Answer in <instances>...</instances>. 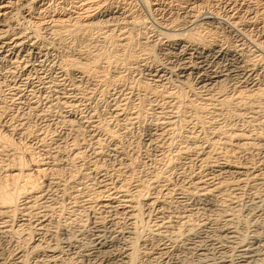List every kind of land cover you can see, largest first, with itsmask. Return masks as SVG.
<instances>
[{
	"label": "rangeland",
	"instance_id": "1",
	"mask_svg": "<svg viewBox=\"0 0 264 264\" xmlns=\"http://www.w3.org/2000/svg\"><path fill=\"white\" fill-rule=\"evenodd\" d=\"M73 1L72 0H68V2H67V4H69V5H67L68 8L70 6H72V4L74 2H76L77 0H75L74 2ZM259 1L258 0H255V3L254 4L257 3L256 4L257 6H261L262 4L264 5V2H263L264 0H259ZM128 2H129V6H131L130 7L131 8V11L132 12L134 11L133 12V16L134 15L136 16V18H135V16H134V18L137 19V17H138V20H135V21L137 23H139L136 26H130V27H129V25L126 26V27H129L128 28V31L131 32V34L129 33L128 36L129 35L130 36L133 35L132 38L134 39V41L132 40V38L129 37L130 38L129 39V43L131 44V46L132 47L134 46L133 48H136V47L137 48H140L139 44L137 46V41H136L137 36H138L137 33L139 31H142L141 29H143L144 27L148 30V32H150V33L147 34V36H148L147 37V40L148 41L150 40L152 42L153 41H156V39L158 38V34L161 33V32H163V29L161 27L162 26L161 25V22L163 20H165L168 17V15L165 14V13H163V12L159 13L157 11H154L153 12V11L149 10L147 7H145L146 5H145L144 0H130V1L128 0ZM210 2L211 3L214 2V3L211 4V3L207 2L205 5L204 4L201 5L200 8L201 9H203V8L205 9V7H206L210 11H213L214 13H216L217 16H215V21L212 22V25H211V29L213 28L212 30L215 32L214 33L215 34V38L218 37V39L221 41L220 42L221 44L223 42V45H225V46H232L235 49L239 50L240 53H242V55H244L243 57H244V60L246 59L245 61H248L249 58H250V56H251L252 59L255 58V59H253V60H255V62L251 58H250L251 61L250 60H249L250 62L248 61V64H255L256 61H257L256 65L259 68L258 71H257V73H256V76H253V77H255L253 79L254 80H257V81L258 80H264V49H263L264 48V40L260 37L261 36V33H264V32H260L261 30L264 31V27H262V26H264V19H263L264 18L263 17L264 16V13L262 14L263 16L262 15L261 16L259 15L258 17H256V21L258 23L255 20H253L254 21L253 24L250 25L249 23H247V24L245 23V21L247 19V14L245 13L244 8H241L239 11L237 9L236 12H238V13H236L235 11H232L233 9H229L228 8V3H227L228 0H225L224 2H222V0H218L219 3L217 2V0H210ZM225 2H226V5H225ZM4 3H7V1L4 2ZM215 3L217 5L218 4L219 5L217 6ZM73 5H76V7H78V3H76V4L74 3ZM210 5H211V7H209ZM212 5H213V7H212ZM170 7H172L170 9V11L172 10L171 12L176 13V14H181L182 13V10L181 9H178L179 8V4L178 3L176 5V2L174 3V1H173V2H171ZM242 10H244V14L245 15L242 13L243 12ZM178 11H181V12L178 13ZM227 11H229L228 12L229 14L227 13ZM136 12H137V14H135ZM240 12L242 13V15H241ZM223 14H224V16H223ZM230 14H232V15L235 14L233 16H236L239 20L240 19H243L244 17L246 19L244 18L243 21H241V20H240V22L238 21L241 24L237 23L235 25V27H231L230 24H228L226 22V19H225V16L227 17V15H230ZM236 14L237 15L239 14V15L237 16ZM16 16H17L16 19H18L17 20V24H19V26H21V24H22V27L21 28L23 30H25L26 32H29L30 31L29 30L30 29L29 28V25H27L25 22H23V19H21L22 17L24 18L23 14L22 13L21 14H17ZM159 17L161 19H159ZM163 18H165V19H163ZM16 19H15V21H16ZM157 19H159V20L157 21ZM18 21H20L21 24ZM140 21H142V22H140ZM23 25L24 26L27 25V26L24 27ZM189 25L190 26H193L194 24L192 25V24L186 23L183 28L184 29H187L186 28L187 26L189 28H191ZM216 25H219V26H216ZM194 26H193V28H194ZM131 27H132V29H131ZM256 28H257V30H256ZM260 28H261V30L259 31ZM184 29H183V31H184ZM245 29H246V31H245ZM257 31H258V33H257ZM115 32L116 31H114L113 33H115ZM44 34H46L45 31H41L40 37L38 38L39 39L38 41L41 42L40 44H42V46L44 48V50L42 51V53H41V55H40L39 58H36V56L35 57L34 56H31V58H32L31 59V58H29L27 56H23L24 54L22 52H20L17 56L18 57L21 56L20 54H22V56L19 57V58L17 57L18 59H16V60L18 62L15 61L14 62L15 64L13 63L14 65L11 64L10 62L9 63L8 62L0 63V121H1L0 124L1 123L2 124L7 123V124L11 125V128L12 129L15 130V131H13V133L11 132L10 134H8L6 132L5 133L7 134L6 138H8V141H9L10 145L12 147L14 146L13 148L16 149V151L12 152V151H9L6 147L0 146V174L2 172L3 173L1 175H3L5 173L4 170H6V169H3V168H9L10 167L8 160H11L10 157L13 156L12 155L13 153L15 155L17 154L18 156H21L23 158V161H25V163H27V164H30L32 160H34V162H40V163L42 162L44 164L43 167L45 168V172H44L45 175H44V177H40L37 181L38 182H41V185H42V192H44V201H45L44 204L45 205L47 204V205H50L51 207H53L51 213L50 214L48 213V215H50V217H51L50 219L52 221V224L54 225V227H53L52 224L49 225V230L50 229H53V230H50V231H54L55 227H57L59 225L58 224L59 222H61V224L59 226L64 227V230L66 229V231H64V232L69 236V238H71L73 236L74 231L80 229V231L82 232V230H83L84 231V232H82L83 236H81V238H79V239L81 240L82 246L84 248H87V246H89V243L92 241V239L95 240L98 237L97 234L100 235L99 238L100 237L102 238V235L109 236L110 233L112 235H114L116 233V235L113 236L114 237V241L112 242V245H115V246H112L113 249H112V247H110L111 250L114 251V249H115L114 252L116 254V252L118 251V249H121L122 247L129 249L128 248L129 247V244H130L129 243V240H130V242L133 240V242L130 244V247L134 248V246H135V248L133 249V250H136L135 252H138V250H139V252L136 254L135 260L133 262L136 263V262H138L140 260V262H138V264L139 263L141 264L142 262L144 264H166L165 263L166 260H163V257L158 256V252H159V250L161 248H163L165 246H166V248H170L171 246H175V245L176 246H179V247H175V249H174L173 254L175 255V258H178V261L181 260L182 262L183 261L186 262V264H188V263H190V264H203L204 262L205 263L206 262L207 263H210L211 262L210 264H214V263H216L218 261V259L220 257H225V258H230V259L232 258L233 261L234 260L235 261L236 260L238 261V258L235 257L234 250H232L231 248H229V245L227 243L225 244L223 242V240L218 239V232L220 231L219 228H226L227 227V228H229L232 231H236V236H238V237H235L234 241L236 242V240H237V243L238 242L239 243L240 242L243 243V241L248 240V237H250L251 234H257L260 238H261V236L263 237V235H264V205H263L264 204V185L259 186L260 184L258 185L257 182H255L256 183L255 184V183H253L254 181L252 182V181H250V179L243 180L242 182L239 183V185H242V184L244 185V187H243V185L241 186V187L244 188V189L242 188L243 190H241V188H239L240 186L237 187V188H235V187L232 188L233 191L236 190L235 192H233L232 190H230L231 188H227L228 186H225L226 188L225 187H222L219 190V192L214 193L215 195H213V197L211 196V197L208 198L209 201H211V202H209L207 199H204V201H203V200H196V199L194 200V198H192V197L190 198V195L189 194H186L185 188H186V186L188 184V181H189V178L190 177H192L193 175H196L197 173H199L201 171V169H202V171L204 170V167L203 168H199L198 167L199 166V162H198V164L196 163L199 160L198 157H195V155L192 156V154H193V150H192L193 147L192 146H196V148H199V149L202 148V150L205 151L206 149L208 150L207 145L210 144V140L212 142L215 141V143H214V145L212 147V148H215V149H211V148L209 149L210 151L212 150L213 152H214V150L217 151V152H214V153L211 151L209 153V154H211V157L212 158H215L216 155H219L220 154L218 152H221L223 154L227 150V148L222 144L223 142H221L222 139H224V137L226 138V135H228V134L230 135L229 137H231L233 135L231 133H233L235 131L242 132L244 135H245V133L249 132V134L248 133L247 134L249 135L250 138H247L248 135H245L246 137L244 136V138L248 139L249 141L252 140L251 143L254 141L252 144H254V143L255 144L258 143V144L257 145L254 144L257 147L252 146V148H250V149L243 150L244 152L241 151L240 152L241 155H240V153L239 154L238 153H235V155L233 154V156H236L235 158H233V159H235L234 162L235 163L238 162L239 164H243V165H245V164L247 165V163H248L247 166H249V167L250 166L251 167L253 166L254 169L262 170V172H264V166H263L264 165V161H262L261 155L259 154L261 152V150H264V148H263L264 147V134H263L264 133L263 132L264 131L263 130L264 129V108H263L264 105H262V104H264V101H263L264 99L261 101L262 104L259 102L261 106H259L258 103L256 105L255 104L253 105V106L256 107V108H254L255 109L254 113L252 111L254 109H247V108H246L247 110L246 109H244V110L243 109H239V110L232 109V111H231V108H230V111H229V109L228 110L227 109H224V107L222 108L221 106H219L217 104L214 105L213 103H215V102L214 101H211L210 105H207L206 107L203 105L204 108H207V110L209 109L208 110V113L213 114V115H209L208 113H204L203 112L204 114H202L201 118H202V120H204V119H207V120H206V122L204 120L201 123L204 124L205 127H203V126L201 127V125H202L201 123L195 122V119L190 114V112L186 111L187 113L190 114V115L188 114V117H190V118L187 117L186 120H181L187 114H184L183 117L182 116L181 117L180 116L179 117L178 116H175V118H178V119L180 118V122H179L178 119H174V117H173V120L174 121L176 120L178 122H174L173 121V124H171L173 127L172 126H169L170 127L169 130L166 132L168 134L165 133V135L162 134V135H159L160 137H158L157 135H158V133L160 131L159 128L161 127V125H163L160 122H163L164 119H166V118L167 119L168 118H171V111H175V110H172V108L168 107V105H162L161 104L162 101L160 102V99H158L157 97H156L157 99L154 98V100H155L154 101L152 97H150L148 95L147 96L145 95L146 97H143V100L142 101L139 102V100H137L138 98H136V96H135V94H136L135 91L136 90H134V88L136 89V87H134L136 85H134L135 84L134 82L138 79V77H140L144 81L147 80L145 82H147L148 85H150L151 87L154 86L152 84V82H150V81L148 82L149 78L146 75H144V74L138 75L136 72H132L129 69H125L124 70V69H121L120 68L119 70L121 71L122 76L125 77V79H124L125 80V86L121 90H118V88H114V89L112 88V90L111 89L109 90L110 93L107 92V94L103 96V94H101L98 91L97 88L95 89L94 87H90V86L88 87V86L85 85L86 86L85 91H82L81 93H79L78 91H75V92L73 91L70 94L72 99L69 100V98H68L67 100H65V99H63V96L62 95H64L63 93H64V89L65 88L66 89H69V86L68 85L70 84V79H69L70 77L67 76L66 78L63 79V81L59 77L60 74L58 73V66H60V62H61L60 60L62 59V56L65 53V51H68L70 54L73 53L75 55V53H77V50L79 52H80V50H81V52H83L85 50V49L83 50V48H86L87 49L89 46L87 44H85V42H83V41H82V43H83V45H82L81 43L72 42L68 38H65V41L64 40L62 41L63 44H59V43H56L58 41L52 40L51 37L48 34H46V35H44ZM41 35L43 36V38H41L42 37ZM257 36H259L260 38L257 37ZM253 41H255L256 44H258L259 46L256 45V44H254ZM260 41H262V42H260ZM65 43L69 47L66 46ZM69 43H70L71 46L69 45ZM134 43H136V44H134ZM260 44L261 45L263 44V45L261 46ZM55 45H57L56 48H55ZM79 45H80V47H79ZM96 45H97L98 48L101 46V45H99V43H96ZM82 46H84V47L82 48ZM92 46H94V44L93 45H90L89 48L94 49ZM67 48L68 49L70 48V49L68 50ZM76 48H78V49H76ZM153 55H154L153 56L154 62H152V63H155L156 64V62H157V64H158V63L161 62V64L162 63L165 64L167 62V60L165 58H163L161 55L156 54V53H154ZM247 55H248V57H247ZM13 57H14V55H13ZM259 58H261V59H259ZM36 60H38V61H36ZM227 61H224V63H222V65L223 64L224 65H227V68H230V70H231L230 78H229L228 81H226V82H224L222 84V87H220L221 89L220 88L219 89L217 88L218 90L217 89H216L217 91L215 90V94H214V91H213V93H211L213 96L216 95V93H218V94L222 93L223 95H227L228 94V96H229V93H230V95L233 93L232 92V89H233L232 88V85H233V87H238L240 85V75L242 76V73H243L242 71H245V69H243V68H245L244 65L242 66L241 64H239V61H237L233 57H229ZM258 61H260V62H258ZM233 63H234V65H233ZM117 64H119V63H117ZM246 64H247V62H246ZM119 67H120V65H119ZM24 69H26V70L24 71ZM126 70H127V72H126ZM109 71H110V69H109ZM237 72H239V73H237ZM57 73H58V75H57ZM130 75H132V76H130ZM143 75L146 76V78ZM58 80H59V82H58ZM191 80H192V82H191ZM237 80H239V81H237ZM130 81H132V82H130ZM171 81L173 82V85L171 84L172 83ZM187 82H190V83H188L189 86L192 83L191 84L192 85L191 86V90L193 89L192 92L195 93V95L194 94L193 95H190L191 94L190 92H188V91L186 92L187 87H185L186 90L184 89V87L181 88V89L184 90V91L183 90H181V91H183V93H185V94L187 93L186 95H188V96L185 98V94H182L181 93L182 96H184V98H185V100H184V98L179 93V99H180V101L183 100L182 102H180V106L182 107L184 105V102H185V105H186V100H188L187 99L188 97L191 98L192 100L194 98V102H196V104L202 103L201 96H203V94H204L203 90L201 88L198 90V86L194 83L193 77H192V79L189 78V80ZM247 82H249V81H247ZM131 85H132V87H131ZM171 85L173 86V88H172ZM176 86H178V84L175 83V80L173 78H170V81L168 83V88L169 89H166V91L168 90L169 92L168 91L167 92L168 93L172 92V94L175 93L176 91H180V89H178V87H176ZM57 87H59L60 89H58ZM52 88H53V90H52ZM89 88H90V90H89ZM222 88L225 89V90H222ZM66 89H65V91H66ZM152 89H154V87H152ZM156 89H158V88H156ZM171 89L172 90L174 89V91H172ZM127 90H130V91H127ZM219 90H221V92ZM111 91H112V93H111ZM222 91H224V92H222ZM122 92H124V93L122 94ZM78 93H79V95H77ZM82 93H83V95L85 94L84 97H83V99H82ZM125 93H126V96H125ZM72 94H74V95L72 96ZM197 94H198V96H197ZM54 95H55V97H54ZM56 95H58V96H56ZM119 95H120V97H119ZM80 96H81V98H80ZM128 96L131 99H127ZM180 96H181V98H180ZM195 96H197V98ZM119 98H121V99L119 100ZM124 98H126L127 100L124 99ZM57 99L59 100L58 102H57ZM60 99L61 100L63 99L64 101L62 100V102H61ZM78 99L80 100V103H79V100ZM132 99H133V101L131 102ZM148 99L150 101H148ZM68 100L70 101V105H67L66 106V104H69V101ZM85 100L88 101V102H86ZM122 100H124V103L125 104L123 103ZM173 100H172V102H173ZM198 100H199V102H198ZM52 101H53V103H52ZM114 101H115V105H114ZM117 101H118V103H117ZM60 102L62 104H60ZM71 103L74 104L75 106L74 105L71 106ZM127 103H131V104H127ZM154 104H156V107H155ZM206 104H207V102H206ZM116 105H118L119 107L117 106L114 109L113 107H115ZM125 105H126L127 108L125 107ZM164 106H165V108L163 110L162 108ZM120 107L121 108L123 107L125 110L124 109H121ZM211 107H213V108H211ZM220 107L223 110H221ZM68 108H70V109H68ZM117 108H118L119 111H117ZM157 108L158 109L160 108L159 109V112L157 111L158 110ZM109 109H112V110H109ZM213 109L214 110L215 109L217 110V111L215 110V113L217 112L216 115L214 113L210 112ZM114 110H116V112H120V114L119 113H116L117 114L116 117L113 116V113H111ZM162 110L165 113H163ZM166 110H168L170 112H168ZM121 111L122 112L123 111H125V112L128 111V112H126V113L123 112L124 113L123 114ZM218 111L219 112L221 111V112L219 113ZM222 111H224V112H222ZM226 111H227V113H226ZM237 111L239 112V114H238ZM136 112H138V113H136ZM230 112H231L232 115L230 114ZM242 112H245V113H243L245 115L246 114L247 115L249 114V116L243 115ZM160 113H161V115H160ZM166 113H167V115H166ZM223 113L225 114V116H224ZM228 113H229V115H227ZM125 114L127 115L126 118L131 117L134 120H132L131 118H128L129 120L127 122H124V121L127 120L124 117ZM168 114H170V115H168ZM205 114H206V116H205ZM217 114H219L218 115L219 118L217 117ZM250 114H253V115H250ZM173 115L174 114H172V116ZM176 115H177V113H176ZM240 115H241V117H240ZM135 116L137 117V119L140 117L139 120H136V117ZM158 116H159V118L161 120L158 118ZM164 116H166V117H164ZM250 116H251V119L252 120H249L250 119ZM156 117H157L158 120L156 119ZM191 117H193L192 118L193 121L191 120ZM90 118H93V119L90 120ZM120 118H122V120H120ZM211 118H213V121L211 120ZM214 118H215V120H214ZM123 119H125V120L123 121ZM188 120H189V122H188ZM247 120H248V122H246ZM66 121H68V124H67ZM137 121H138V123H137ZM250 121H252V122H250ZM154 122H156V124ZM98 123H100V124L98 125ZM179 123L180 124L182 123V124L180 125ZM186 123H188V124H186ZM206 123H207V127H206ZM189 124H190V126H188ZM191 124H192L193 127L191 126ZM198 124H200V126ZM217 125H221V126L218 127ZM94 126H97V127L98 126L99 127L101 126L102 128L101 127L100 128L99 127L98 128L97 127L96 128H93ZM194 126H196V127H194ZM222 126H223V129L224 130L222 129ZM106 127H108V128H106ZM189 127L190 128L191 127L193 128V129L191 128L192 130L190 132H189L190 129H187ZM210 127H211V129H210ZM195 128H196L197 131L195 130ZM201 128H202V130H201ZM226 128H227V130H226ZM234 128H236V129H234ZM212 129H215V130H212ZM203 130H205V131L203 132ZM207 130H209V131H207ZM210 130H212L213 132H216V134L213 133ZM222 130H223V133H222ZM231 130H232V132H231ZM150 131H152V132H150ZM107 132L109 133V135L112 134L113 136L112 137L109 136ZM110 132H111V134H110ZM155 132L156 133L158 132V133L156 134ZM188 132H189V134H187ZM196 132H197V134H196ZM224 132L227 133V134L225 135ZM211 133H213V134H211ZM207 134L209 135V138H208V135ZM257 134H258V136H257ZM191 135H193V137ZM195 135H196V137H194ZM219 135H222L223 138H222V136H219ZM111 138H113V139L115 138L114 141ZM192 138H196V139H192ZM202 138H203V141H202ZM227 138H228V136H227ZM257 138H258V140H257ZM155 139H157V140H155ZM198 139H199L200 142L201 141L202 142L200 143L198 141ZM195 140H196V143L194 142ZM216 140L217 141L220 140L219 141L220 143L218 144V142ZM208 142H209V144H208ZM199 143L202 144V146ZM195 144H199L198 147ZM203 144H204V146H203ZM187 145H188V148H186ZM218 145H221V146H218ZM214 146H216V147H214ZM219 147H220V149H222V151L221 150L218 151ZM182 148L184 149V150H182L183 153L180 152ZM255 148H257V149H255ZM186 149H187L188 152L186 151ZM188 149L189 150L191 149L190 151H192V152H190ZM256 151H257V153H256ZM98 152H100V154H102V155L100 156V154ZM176 152H177V154H179L178 155L179 157L176 156L177 155ZM96 153H98V154H96ZM185 153H186V155H185ZM188 153H190V154H188ZM222 154H220L219 157H221ZM27 155H29V156H27ZM92 155H94L93 156L94 158L92 157ZM74 156H76V157H74ZM189 156L190 157L192 156L193 159L190 160L191 158ZM237 156L239 158L240 157L241 158L239 159ZM97 157H98V159H97ZM103 157H104V159H103ZM90 158L92 160L94 159V161H96V162H94V163L92 162L91 163L92 160ZM212 158H211V160H213ZM84 159H85V161H84ZM187 159L189 161H186ZM251 159H253V160H251ZM101 160H102L101 163L98 162V161H101ZM176 160H178V161H176ZM191 161H194V163L191 162ZM81 163L84 164V165H82ZM252 163L253 164H256L257 163V164L254 166ZM92 164H94V165H92ZM102 164L105 166L106 169H104V167H102L103 166ZM52 165L54 166L53 167L54 169L51 168ZM99 165L100 166L102 165V166L100 167ZM85 166H87V167L85 168ZM93 166H96V167H93ZM97 167L99 168L98 170H97ZM119 167H121V169ZM183 167H184V169H183ZM80 168H81V170H80ZM84 168H85V170H84ZM75 169H78V170H75ZM94 169H95V171H93ZM86 170H88L89 172L86 171ZM80 171H82V172H80ZM118 171H120V176L118 174L119 173ZM194 171H196V172H194ZM50 173H52V174H50ZM102 173L103 174L104 173H107V174L106 175L105 174L103 175ZM190 173H193V175H191ZM85 174H88V176L85 175ZM184 174H186V175H184ZM180 175H184V176L182 177ZM60 176H61V179L62 180L58 178ZM81 176H83V177L81 178ZM110 176H112V177H110ZM263 176H264V173H263ZM54 177H55V179H54ZM72 177L74 179H72ZM158 177H160V178L158 179ZM77 178H79V179H77ZM98 178H100L103 181V183L105 184V188H107V189L109 188V192H112L113 191L111 189L113 187V182L115 183V186H118L117 183L119 182V183H122L123 187L125 185L124 188L127 189V190H125L124 188H122V189L125 190L126 192L128 191L127 193H133L134 190H135V188H136V186H138L139 188L140 187L142 188V195L145 196V197L146 196L147 197H150V196L155 197L156 196L155 198L157 199V197H159L160 194H161L162 196H160V198H158V199L159 200H162V201H160V203L162 205L161 204L159 205V207L161 206L160 208H158V206L155 205V204L154 205L152 204L151 207H150V205H145L144 204V201H143L144 199L141 197L142 196L141 195L140 198L138 197L140 200H138L137 203H139V206L140 207L142 206V207L140 209V207L138 205L137 206L139 207V209L141 210V212L144 211L145 213L144 212H142L143 214L141 212L139 213L140 210L137 208L138 217L127 218L128 216H126L125 214H123V215H121V216H123V218H119V217H121L120 214L119 215L117 213L114 214V212H111V211H109V213H105V212H108L106 210L103 213V211H98V210H103V209H101V208L99 209L98 206H96L97 207L96 208L95 205H94V208H96V209L92 208L93 210H92V213L90 215H83L82 211L84 210L83 208L85 207L83 203L79 202L77 199H75V201L72 200L73 199L72 197H66L65 196V198H64V196H61L62 195V192L59 190V188L58 187L56 188L55 186H53L54 181L56 179H59L60 181H62L61 183H64V181L65 182L68 181L67 182L68 184L67 183H64V184L65 185H68L69 187L71 186V188L74 187V189H77L79 187L80 189L78 188L77 189L78 191L80 190V192H81V190H82L83 193L91 194V192H93V191L95 192V190L98 187L97 186V182L99 181ZM109 178L112 179L113 182L110 181ZM117 178H119V179H117ZM183 178H184V180H183L184 183L182 182V180H180V179H183ZM214 178H213L212 182H216L218 177L217 178L214 177ZM40 179H41V181H40ZM83 179L85 181H82ZM114 179L116 181L118 180L117 183H116V181ZM74 180H77L78 182L77 181H74ZM79 180H81L80 183H79ZM121 180H122V182H121ZM167 180H169V181H167ZM171 180H172V182H171ZM178 180H179V182H178ZM92 181H93V183H92ZM124 181H125V183H124ZM244 181H246V183ZM70 183H72V185ZM262 183L264 184V180H263ZM82 184H84V185H82ZM49 185H52V186H49ZM94 185L96 186V188H94ZM51 187H53V188H51ZM67 187H66L67 190H64L66 192L69 190V187L68 188ZM173 187H174V190L172 189ZM180 187L183 188V189H181ZM53 189H55V191ZM110 189H111V191H110ZM166 189H168V190L165 193L168 194V195H170V196L168 197V195H167V198H164L163 199L162 197L164 195H166V194H164V190H166ZM169 189H171V190H169ZM47 190H48V192H47ZM156 190H157V192H156ZM176 190L181 195L178 194V192ZM50 191H51V193H50ZM58 191L61 194H58ZM144 191L147 192L148 195ZM170 191H173V194ZM174 191H176L177 193H174ZM239 191H241V192H239ZM66 192H65V194H66ZM168 192H170L172 195L170 193H168ZM222 192L223 193L226 192V194L225 193L223 194ZM54 193H55V195H58V196H55ZM150 193H151V195H149ZM156 193H157V195H156ZM221 193H222V196H221ZM117 194H116V197L118 196V198H120V196H119V195H121L120 192L117 193ZM102 195L104 196V194H102ZM179 195L182 196V198ZM83 196H85V194H83ZM214 197H216V198L214 199ZM49 198H51V199H49ZM227 198H230L231 200L230 199H227ZM62 199H64V200H62ZM168 199H169V201H168ZM225 199H227L228 201L225 200ZM46 200H49V201H46ZM76 200H77V202H76ZM190 200H191L192 203H189ZM192 200H194V202ZM53 201H55V202H53ZM57 201H58V203L60 201L59 205H58ZM62 201H64V202L66 201V203H63V206L65 208L61 205L62 204ZM72 201H73V203H72ZM185 201L188 202V203H186ZM216 201H217V203H215ZM39 202H41V201H39ZM39 202L37 203V201H36L37 204H39ZM212 202H213L214 205L212 204ZM36 203H35V205H37ZM54 204L57 205V207H55ZM78 204L81 206L80 207L81 209L78 207L79 206ZM82 204H83V206H82ZM115 204L118 205L119 203L116 202ZM218 204H220V205H218ZM205 205H207L208 207L207 206L204 207ZM37 206H36V209H35V206L34 205L32 206L33 207V209H31L32 210L31 211L32 213H34L35 211L38 210L37 209L38 208ZM61 206L63 207L64 210L66 209V211H64L63 209H61ZM144 206H146V207L144 208ZM147 206L149 208L148 210L150 212V215H148ZM54 207H55V209H54ZM185 207H186V210H185ZM218 207H219V209H218ZM58 208L61 209V210H59ZM154 208H155V210H153ZM198 208H199V210H198ZM200 208H201V210H200ZM67 209H68V211H67ZM70 209H71V212L69 213ZM74 209H75V211L73 213L72 210H74ZM53 210L57 214H53L54 213ZM76 210H78V211H76ZM95 210L98 211V213H100V212L103 213V214H101L102 217H101V215L99 216L98 213L95 214V212H96ZM187 210L189 211V214L187 215L189 218L186 217L185 219H183L182 215L184 213L186 214V211ZM79 211H80V214H82V215H79V213H77ZM182 211H184V212H182ZM32 213H30V214H32ZM59 213H60L62 219L59 218L60 217ZM166 213L167 214L169 213V214L167 215ZM104 214H106L107 216H105ZM193 214H194V216H193ZM74 215H77L79 217H73ZM109 215H110V217H109ZM117 215H118V217H117ZM124 215H125V217H124ZM139 215L143 218V220L141 219V217H139ZM156 215H157V217H156ZM159 215H160V217H159ZM96 216L97 217L99 216V218H97ZM190 216H192V217H190ZM70 217L72 219L73 218L74 219L71 221V218ZM105 217H107V218H105ZM161 217H164L165 222H166V219H171L172 220V221L167 220V221H170V223L168 222L170 225L167 224L166 225L167 228H165V229L161 228L162 230H165L163 232H161L162 230L160 231L159 227L157 228V226H156V224L158 225L159 221L161 220ZM93 218L95 219V224H94V219ZM102 218H104V219H102ZM187 218H188V220H187ZM228 218L230 220V223L229 224H227V221H225V219H228ZM64 219L66 221H63ZM97 219H98V221H97ZM125 219H126V221H125ZM139 219H141V220H139ZM164 219H163V221H164ZM181 219L184 222H182ZM147 220H148V222H147ZM69 221L71 223H69ZM77 221L81 225H79ZM130 221H132V222L135 221V223L133 222L134 223L133 224ZM153 221H155V222H153ZM54 222H56V223H54ZM72 222H74V223H72ZM156 222H158V223H156ZM171 222H172V224H171ZM103 223L105 225H103ZM71 224H73V225H71ZM132 224L134 225L135 228L133 227ZM197 224H200V225L197 226ZM94 227H95V233H96L95 235H94V231H93L94 230L93 229ZM129 227H131V228H129ZM125 228H126V230H125ZM132 228L134 230H132ZM153 228L155 230H157V231H155L156 233L153 232L154 230H151ZM74 229H76V230H74ZM96 229L97 230L100 229V230L97 231ZM23 230H24V228H23ZM113 230L115 232H113ZM118 230H119V232H117ZM136 230H137V232L135 233ZM171 230H173V231H171ZM187 230H189V231H187ZM257 230L259 231V234H258V231ZM123 231H125V232H123ZM133 231H134L135 235H134ZM150 231H152V232H150ZM168 231L170 233H168ZM176 231L177 232H180V233H177ZM252 231L253 232H256V233H253ZM70 232H73V233H70ZM171 232H173V235H172ZM175 232L177 233L176 236H175ZM188 232H189V234H188ZM197 232H198V234H197ZM151 233L153 235H151ZM157 233L158 234H161V235H158ZM181 233H183V234L182 235H179ZM191 233H192V235H191ZM165 234H166L167 237L165 236ZM184 234L187 235L188 237L197 236L195 238V240L191 241L193 243H190L191 245L193 244V246H191V247L192 248L195 247L194 249H191L190 251H186L185 250L186 247L181 249V247H182L181 246V240H182L181 237ZM59 235L60 234H58V232H57L55 237L58 239L60 236H63V235H60V236ZM132 235H134V236H132ZM55 237L52 240L53 242L54 241H57V239ZM63 237H60V238H63ZM131 237H133V238L131 239ZM179 238L181 239L180 242H179ZM7 240L8 239H5V240L1 241L2 243L0 242V246L3 247L2 250H6V249L8 250L9 249V244H8ZM177 240H178V242H177ZM208 240L211 241V243L213 242L212 244H213L214 248L213 249H210L211 251H208L209 254H207V256H206L207 258L206 259H202V257H199V256L197 257V255H198L197 253H199L198 249L205 248L207 246L206 244L209 243ZM87 241H89V243ZM197 243H199L200 245L197 244ZM260 243H259L261 245L259 247L261 249L260 253H264L263 252L264 251L263 250L264 249V247H263L264 246V242L262 243V241H261ZM2 247H0V248H2ZM187 248L189 249L190 246H188ZM146 250H147V252H146ZM152 250H153V252H155V251H157V252L154 254L153 252H151ZM140 253H142V254H140ZM149 255H150V257H149ZM153 255H155V256H153ZM137 256L139 258H137ZM262 258L264 259V254L262 255ZM70 260H72L73 263L72 262H69ZM70 260L69 259L68 260H65L64 262H62V264H69V263L70 264L71 263L72 264H79L80 263L77 259L74 260V258H72ZM29 261H30V259H29ZM235 261H234V263H235ZM261 263L260 262H257V263H250V264H261ZM80 264H82V263H80Z\"/></svg>",
	"mask_w": 264,
	"mask_h": 264
},
{
	"label": "bare ground",
	"instance_id": "2",
	"mask_svg": "<svg viewBox=\"0 0 264 264\" xmlns=\"http://www.w3.org/2000/svg\"><path fill=\"white\" fill-rule=\"evenodd\" d=\"M7 3H4L6 2ZM73 1V0H72ZM75 1V0H74ZM73 1V2H74ZM130 1V0H129ZM174 3L176 2L179 4V8L182 10L181 14H176L170 11V9L172 7H170L171 2ZM225 1V0H224ZM222 0V2H224ZM259 1V0H258ZM68 0H0V63H5V62H10L11 64H13L15 61H17L16 59H18L19 57L22 56V54H20L21 56H17L20 52H22L24 55L23 56H27L29 58H31V56H36V58H39L42 51L44 50L42 44H40L41 42L38 41L39 37H40V33L41 31H45L46 34H48L52 40H56L59 44H63V40L65 41V38H68L69 40H71L72 42H77V43H82L85 42V44H87L89 47L90 45L92 46L94 49L91 48H83L84 46H82L83 48V52H80L77 50V53H75V55L73 53H69L68 51H65V53L62 56V59L59 61L60 62V66H58V73L60 74V78L63 79L66 78L67 76L70 77V84L69 89H64V95L63 99L67 100L69 98H71V92H75L78 91L79 93H81L82 91H85L86 86H90V87H94L95 89L97 88L98 91L104 95L107 94V92L110 93V89L112 90V88H118V90H121L122 88H124L125 86V77L122 76L121 71L119 70L121 69H129L132 72H136L138 75L144 74L146 75L149 80L148 82H152V84L154 86V89H152V87L150 85H148L147 80H142L140 77H138V79L136 80L135 78V84L136 89L134 88V90H136V98H138L137 100L142 101L143 97H146L147 95L152 97L153 100L154 98H158L160 99V102L162 101V105H168V107L172 108V110L175 111H171V118H166L164 119L162 123L163 125H161V127L159 128L160 131L158 133V137H160L159 135H162L169 130V126H172L171 124H173V117L174 119H178L175 118V116H184V114H187L186 116H184L181 120H186V118L188 117V114L186 111L190 112V114L194 117L195 122L201 123L207 119L202 120L201 116L204 113H208L207 108H204V106L206 107L207 105H210L211 101H214L215 103H213L214 105H219L222 108L224 107V109H254L256 108L255 106H253L254 104L256 105L257 103L260 105L261 101L264 99V80H254L253 76H256V73L258 71V66L256 65L257 61L255 64H248V61L244 60V55H242V53H240L239 50L235 49L232 46H225L220 43L221 41L218 39V37L215 38V32L211 29V25L212 22L215 21V16L216 13H214L213 11H210L209 9H207L205 7V9H201V5H205L207 2L211 3L210 0H144L145 2V7H147L149 10L151 11H157L159 13L163 12L165 14L168 15V17L163 20L161 22V27L163 29V32L158 34V38L156 39V41H148L147 40V34L150 33L148 32V30L144 27L143 29H141L142 31H139L137 33V46L139 44L140 48H133L131 46V44L129 43V39L133 37L132 36H128V34L131 32L128 31V28L130 26H136L137 23L135 20H138L136 16L134 18L133 16V12L131 11V6H129V2L128 0H77L76 2H74L75 4L78 3V7H76V5L70 6L69 8L67 7ZM71 2V1H70ZM215 2V1H214ZM213 2V3H214ZM218 2V0H217ZM216 2V3H217ZM220 2V1H219ZM218 2V3H219ZM257 2V1H256ZM260 2V1H259ZM264 2V1H263ZM211 3V4H213ZM215 3V4H216ZM228 8L229 9H233L232 11H235L238 9V11L241 8H244L245 13L247 14V19L245 21V23H249L250 25L253 24V20L256 21V17H258L259 15L261 16L264 13V5L262 4L261 6H257L255 3V0H228ZM262 3V2H261ZM173 4V3H172ZM71 5V4H70ZM217 5V4H216ZM215 5V6H216ZM219 5V4H218ZM217 5V6H218ZM221 5V4H220ZM226 5V2H225ZM66 6V7H65ZM175 6V5H174ZM207 6V5H206ZM214 6V7H215ZM208 7V6H207ZM211 7V5L209 6ZM213 7V5H212ZM225 7V6H224ZM175 8V7H174ZM176 9V8H175ZM215 9V8H214ZM213 9V10H214ZM244 10H242L243 14H244ZM215 11V10H214ZM181 11H178V13ZM229 11H227L228 13ZM234 12V13H235ZM23 14L24 18L22 17L21 19H23V22H25L27 25H29V32H26L25 30H23L22 24L20 21H18L21 26H19V24H17V14ZM226 13V14H227ZM233 13V12H232ZM238 13V12H236ZM241 13V12H240ZM241 13V15H242ZM137 14V12L135 13ZM156 14V13H155ZM225 14V13H224ZM223 14V16H224ZM229 14V13H228ZM161 15V14H160ZM166 15V16H167ZM235 15V14H233ZM232 14L227 15V17L225 16L226 22L228 24H230L231 27H235V25L237 23L241 21H243V19H238L236 16H233ZM237 15V14H236ZM239 15V14H238ZM237 15V16H238ZM245 15V14H244ZM158 16V15H157ZM263 16V15H262ZM21 17V16H20ZM163 17V16H162ZM165 17V16H164ZM240 17V16H239ZM264 17V16H263ZM16 19V21H15ZM159 19H161L159 17ZM157 19V21L159 20ZM264 19V18H263ZM262 19V20H263ZM141 20V19H140ZM259 20V19H258ZM239 21V22H238ZM142 22V21H140ZM257 22V21H256ZM186 23L189 24H194V28L193 26H190L191 28H189L188 26L186 27L187 29H184L183 27L185 26ZM243 23V22H242ZM258 23V22H257ZM141 24V23H140ZM143 24V23H142ZM160 24V23H159ZM241 24V23H239ZM244 24V23H243ZM261 24V23H260ZM26 25V26H27ZM127 25H129V27H126ZM188 25V24H187ZM24 26V25H23ZM24 26V27H26ZM146 26V25H145ZM219 26V25H216ZM240 26V25H239ZM245 26V25H244ZM257 26V25H256ZM196 27V28H195ZM251 27V26H250ZM264 27V26H262ZM242 28V27H241ZM246 28V27H245ZM132 29V27H131ZM136 29V28H135ZM184 29V31H183ZM220 29V28H219ZM237 29V28H236ZM41 30V31H40ZM217 30V29H216ZM244 30V29H243ZM251 30V29H250ZM257 30V28H256ZM261 30V28L259 29V31ZM40 31V32H39ZM114 31H116L115 33H113ZM132 31V30H131ZM225 31V30H224ZM246 31V29H245ZM221 32V31H220ZM241 32V31H240ZM260 32H264V31H260ZM259 32V33H260ZM43 33V32H42ZM136 33V32H135ZM223 33V32H222ZM258 33V31H257ZM44 34V35H46ZM214 35V36H213ZM220 35V34H219ZM258 35V34H257ZM42 36V35H41ZM212 36V37H211ZM217 36V35H216ZM226 36V35H225ZM130 37V38H129ZM227 37V36H226ZM259 37V36H257ZM263 40H264V33H261L260 36ZM259 37V38H260ZM43 38V36L41 37ZM150 39V38H149ZM221 39V38H220ZM132 40L134 41V39L132 38ZM259 40V39H258ZM262 40V41H263ZM68 41V40H67ZM224 41V40H223ZM260 41V42H262ZM53 42V41H52ZM51 42V43H52ZM71 42V43H72ZM131 42V41H130ZM258 42V41H257ZM67 43V42H66ZM65 43V44H66ZM96 43H99V45H101L99 48L97 47ZM233 43V42H232ZM254 44H256L255 41H253ZM259 43V42H258ZM54 44V43H53ZM76 44V43H75ZM133 44V43H132ZM136 44V43H134ZM70 45V43H69ZM78 45V44H77ZM232 45V44H231ZM236 45V44H235ZM258 45V44H256ZM261 45V44H260ZM263 45V44H262ZM261 45V46H262ZM57 45H55L56 48ZM60 46V45H59ZM66 46H68L66 44ZM71 46V45H70ZM259 46V45H258ZM62 47V46H61ZM69 47V46H68ZM77 47V46H76ZM80 47V45H79ZM87 47V46H86ZM237 47V46H236ZM46 48V47H45ZM50 48V47H49ZM60 48V47H59ZM68 49V48H67ZM70 49V48H69ZM68 49V50H69ZM73 49V48H72ZM78 49V48H76ZM243 49V48H242ZM264 49V48H263ZM47 50V49H46ZM54 50V49H53ZM58 50V49H57ZM64 50V49H63ZM51 51V50H50ZM71 51V50H70ZM245 51V50H244ZM48 52V51H47ZM60 52V51H59ZM76 52V51H75ZM44 53V52H43ZM159 54L161 55L163 58H165L167 60V62L165 64H161L156 62H154L153 60V54ZM245 53V52H244ZM49 54V53H48ZM248 54V53H247ZM14 55V57H13ZM158 55V56H159ZM251 55V54H250ZM61 56V55H60ZM253 56V55H252ZM18 57V58H17ZM73 57V58H72ZM229 57H233L235 58L237 61H239V64H241L242 66L244 65L245 71H242V76L240 75V85L238 87H233L232 85V94L229 96L227 95H223L221 92V90H219L218 93H216V95H212L211 93L215 94V90L220 87H222V84L226 81L229 80L230 78V73L231 70L230 68H227V65H222V63H224V61H227ZM248 57V55H247ZM254 57V56H253ZM162 58V59H163ZM25 59V58H24ZM32 59V58H31ZM252 59V58H251ZM255 59V58H253ZM252 59V60H253ZM257 59V58H256ZM261 59V58H259ZM26 60V59H25ZM27 61V60H26ZM38 61V60H36ZM234 61V60H233ZM251 61V60H250ZM249 61V62H250ZM255 62V60H253ZM262 61V60H261ZM18 62V61H17ZM228 62V61H227ZM247 62V64H246ZM260 62V61H258ZM263 62V61H262ZM119 63V64H117ZM252 63V62H251ZM15 64V63H14ZM13 64V65H14ZM17 64V63H16ZM19 64V63H18ZM226 64V63H225ZM260 64V63H259ZM258 64V65H259ZM32 65V64H31ZM120 65V67H119ZM234 65V63H233ZM237 66V65H236ZM260 66V65H259ZM30 68V67H29ZM232 68V67H231ZM108 71H107V70ZM110 69V71H109ZM235 69V68H234ZM241 69V68H240ZM262 69V68H261ZM23 70V69H22ZM26 69H24L25 71ZM123 71V70H122ZM233 71V70H232ZM235 71V70H234ZM23 72V71H22ZM127 72V70H126ZM240 72V71H239ZM237 72V73H239ZM57 73V75H58ZM125 73V72H124ZM123 73V74H124ZM29 75V74H28ZM137 75V76H138ZM143 75V76H144ZM259 75V74H258ZM128 76V75H127ZM132 76V75H130ZM136 76V75H135ZM146 76H144L146 78ZM142 77V76H141ZM194 79V83L198 86V90L201 88L204 92L203 96H201V100L202 103H198L196 104V102H194V98L193 100L191 98H187L188 100H186V105L184 102V105L181 107L180 106V102H182L183 100L180 101L179 99V93L182 96L183 93V88L185 89V87H187L186 92H190V95H195V93H193V89L191 90V84L189 86L187 82L189 80V78ZM251 77V78H250ZM170 78H173L175 80V83L178 84V89H180V91H176L175 93L172 94V92L168 93L166 91V89L168 88V83L170 81ZM57 79V78H56ZM129 79V78H128ZM127 79V80H128ZM238 79V78H237ZM15 80V79H14ZM60 80V79H59ZM58 80V82H59ZM130 80V79H129ZM133 80V79H132ZM172 80V79H171ZM56 81V80H55ZM173 81V80H172ZM171 81V82H172ZM239 81V80H237ZM249 81V82H247ZM51 82V81H50ZM54 82V81H53ZM57 82V81H56ZM132 82V81H130ZM192 82V80H191ZM13 83V82H12ZM21 83V82H20ZM229 83V82H228ZM227 83V84H228ZM15 84V83H14ZM59 84V83H58ZM151 84V83H150ZM173 85V82L171 83ZM230 84V83H229ZM86 85V86H85ZM133 85V84H132ZM131 85V87H132ZM171 85V86H172ZM176 85V84H175ZM174 85V86H175ZM237 85V84H236ZM57 86V85H56ZM66 86V85H65ZM226 86V85H225ZM55 87V86H54ZM53 87V88H54ZM63 87V86H62ZM87 87V88H88ZM128 87V86H127ZM170 87V86H169ZM49 88V87H48ZM52 88V90H53ZM58 89H60L59 87H57ZM56 88V89H57ZM68 88V87H67ZM130 88V87H129ZM156 88H160L159 90ZM171 88V87H170ZM173 88V86H172ZM193 88V87H192ZM228 88V87H227ZM176 89V88H175ZM177 89V90H178ZM214 89V90H213ZM217 89V90H218ZM221 89V88H220ZM62 90V89H61ZM88 90V89H87ZM90 90V88H89ZM117 90V91H118ZM131 90V89H130ZM127 90V91H130ZM172 90V89H171ZM183 90V91H181ZM216 90V91H217ZM222 90H225L222 88ZM63 91V90H62ZM92 91V90H91ZM124 91V90H123ZM174 91V89L172 90ZM201 91V90H200ZM230 91V90H229ZM46 92V91H45ZM88 92V91H87ZM90 92V91H89ZM97 92V91H96ZM121 92V91H120ZM134 92V93H135ZM195 92V91H194ZM199 92V91H198ZM197 92V93H198ZM224 92V91H222ZM79 93L77 95H79ZM112 93V91H111ZM124 92H122L123 94ZM133 93V92H132ZM182 93V94H181ZM226 93V92H225ZM224 93V94H225ZM228 93V92H227ZM93 94V93H92ZM96 94V93H95ZM121 94V95H122ZM187 94V93H186ZM185 94V98L188 96ZM218 94V95H217ZM74 94H72L73 96ZM85 95V94H84ZM83 93H82V99L84 97ZM88 95V94H87ZM94 95V94H93ZM133 95V94H132ZM146 95V96H145ZM58 96V95H56ZM89 96V95H88ZM118 96V95H117ZM126 96V93H125ZM124 96V97H125ZM134 96V95H133ZM180 96V98H181ZM198 96V94H197ZM197 96H195L197 98ZM55 97V95H54ZM61 97V96H60ZM76 97V96H75ZM114 97V96H113ZM120 97V95H119ZM184 98V96H182ZM52 98V97H51ZM81 98V96H80ZM90 98V97H89ZM88 98V99H89ZM133 98V97H132ZM156 98V99H157ZM184 98V100H185ZM199 98V97H198ZM62 99V100H63ZM113 99V98H112ZM121 98H119L120 100ZM126 99V98H124ZM127 99H131L128 98ZM126 99V100H127ZM174 99V100H173ZM62 100L60 99V101L62 102ZM68 100V101H69ZM76 100V99H75ZM79 100V99H78ZM92 100V99H91ZM118 100V99H117ZM125 100V101H126ZM173 100V102H172ZM59 100L57 99V102ZM64 101V100H63ZM86 101V100H85ZM90 101V100H89ZM124 103V100H122ZM129 101V100H128ZM133 101V99L131 100V102ZM148 101H150L148 99ZM155 101V100H154ZM196 101V100H195ZM264 101V100H263ZM60 102V104H62ZM67 102V101H66ZM77 102V101H76ZM88 102V101H86ZM130 102V101H129ZM146 102V101H145ZM159 102V103H160ZM199 102V100H198ZM201 102V101H200ZM207 102V104H206ZM260 102V103H259ZM53 103V101H52ZM68 103V102H67ZM80 103V100H79ZM118 103V101H117ZM120 103V102H119ZM122 103V102H121ZM21 104V103H20ZM66 104V103H65ZM76 104V103H75ZM125 104V103H124ZM127 104H131V103H127ZM133 104V103H132ZM143 104V103H142ZM212 104V105H213ZM262 104V103H261ZM64 105V104H63ZM70 105V101L69 104ZM74 105L71 103V106ZM113 105V104H112ZM114 105H115V101H114ZM119 105V104H118ZM116 105L115 107H113L114 109L118 106ZM151 105V104H150ZM156 107V104H154ZM161 105V106H162ZM204 105V106H203ZM211 105V106H212ZM213 105V106H214ZM264 105V104H262ZM65 106V107H66ZM75 106V105H74ZM130 106V105H129ZM128 106V107H129ZM62 107V106H61ZM69 107V106H68ZM119 107V106H118ZM126 107V105H125ZM218 107V106H217ZM220 107V109H221ZM75 108V107H74ZM121 108V107H120ZM127 108V107H126ZM131 108V107H130ZM148 108V107H147ZM165 106L162 108L164 110ZM169 108V109H170ZM213 108V107H211ZM215 108V107H214ZM264 108V107H263ZM67 109V108H66ZM70 109V108H68ZM121 109H124L123 107ZM158 109V108H157ZM156 109V110H157ZM160 109V108H159ZM159 109L157 110L159 112ZM168 109V110H169ZM246 109V110H247ZM261 109V108H260ZM112 110V109H109ZM125 110V109H124ZM162 110V111H163ZM166 110V111H168ZM216 110V109H215ZM215 110H211L210 112L215 113ZM223 110V109H221ZM117 111L118 108H117ZM133 111V110H132ZM161 111V112H162ZM217 111V110H216ZM241 111V110H240ZM253 113L255 111L252 110ZM251 111V112H252ZM263 111V110H262ZM122 112V111H121ZM125 112V111H123ZM122 112V113H123ZM128 112V111H126ZM125 112V113H126ZM130 112V111H129ZM170 112V111H168ZM186 112V113H185ZM204 112V113H203ZM219 112V111H218ZM221 112V111H220ZM219 112V113H220ZM224 112V111H222ZM238 112V111H237ZM248 112V111H247ZM258 112V111H257ZM105 113V112H104ZM113 116L116 117V113L120 112H116V110H114L113 112ZM138 113V112H136ZM163 113H165L163 111ZM177 113V115H176ZM227 113V111H226ZM245 112H242V114ZM124 114V113H123ZM133 114V113H132ZM172 114H174L172 116ZM179 114V115H178ZM189 114V115H190ZM209 115H213L208 113ZM224 114V113H223ZM231 114V112H230ZM239 114V112H238ZM258 114V113H257ZM111 115V114H110ZM136 115V114H135ZM139 115V114H138ZM159 115V114H158ZM161 115V113H160ZM167 115V113H166ZM170 115V114H168ZM219 114H217L218 117ZM229 115V113L227 114ZM232 115V114H231ZM245 115V114H243ZM242 115V116H243ZM247 115V114H246ZM245 115V116H246ZM253 115V114H250ZM126 114H125V118H126ZM132 116V115H131ZM137 116V115H136ZM135 116V117H136ZM156 116V115H155ZM206 116V114H205ZM221 116V115H220ZM225 116V114H224ZM223 116V117H224ZM244 116V117H245ZM249 116V114L247 115ZM112 117V116H111ZM119 117V116H118ZM123 117V118H124ZM166 117V116H164ZM163 117V118H164ZM191 117V120L192 118ZM204 117V116H203ZM241 117V115H240ZM2 118V117H1ZM69 118V117H68ZM131 118V117H128ZM126 118L127 120L124 121L125 119H123L124 122H127L129 119ZM140 118V117H139ZM139 118L136 120H139ZM159 118V116H158ZM190 118V117H188ZM206 118V117H205ZM209 118V117H208ZM219 118V117H218ZM253 118V117H252ZM256 118V117H255ZM254 118V119H255ZM93 118H90V120H92ZM114 119V118H113ZM112 119V120H113ZM116 119V118H115ZM132 119V118H131ZM157 119V117H156ZM160 119V118H159ZM229 119V118H228ZM88 120V119H87ZM119 120V119H118ZM120 120H122V118H120ZM134 120V119H132ZM158 120V119H157ZM161 120V119H160ZM180 122V118L178 119ZM211 120L213 121V118H211ZM215 120V118H214ZM251 116H250V119ZM193 121V120H192ZM254 121V120H253ZM1 122V121H0ZM64 122V121H63ZM68 124V121H66ZM87 122V121H86ZM98 122V121H97ZM120 122V121H119ZM123 122V123H124ZM159 122V121H158ZM174 122H178V121H174ZM184 122V121H183ZM189 122V120H188ZM208 122V121H207ZM248 122V120L246 121ZM252 122V121H250ZM129 123V122H128ZM138 123V121H137ZM156 124V122H154ZM213 123V122H212ZM100 123H98L99 125ZM107 124V123H106ZM125 124V123H124ZM177 124V123H176ZM180 124V123H179ZM182 124V123H181ZM180 124V125H181ZM184 124V123H183ZM188 124V123H186ZM202 124V123H201ZM215 124V123H214ZM213 124V125H214ZM250 124V123H249ZM252 124V123H251ZM97 125V124H96ZM159 125V124H158ZM178 125V124H177ZM179 125V126H180ZM196 125V124H195ZM200 126V124H198ZM247 125V124H246ZM103 126V125H102ZM183 126V125H182ZM190 126V124L188 125ZM192 126V124H191ZM205 127L204 124L201 125V127ZM218 127H220L221 125H217ZM97 126H94L93 128H96ZM99 127V126H98ZM97 127V128H98ZM101 127V126H100ZM99 127V128H100ZM143 127V126H142ZM156 127V126H155ZM173 127V126H172ZM193 127V126H192ZM191 127V128H192ZM196 127V126H194ZM206 127H207V123H206ZM215 127V126H214ZM213 127V128H214ZM243 127V126H242ZM92 128V129H93ZM102 128V127H101ZM108 128V127H106ZM190 127L187 129H190L189 132L193 129H191ZM209 128V127H208ZM207 128V129H208ZM150 129V128H149ZM148 129V130H149ZM204 129V128H203ZM211 129V127H210ZM216 129V128H215ZM212 129V130H215ZM223 129V126H222ZM236 129V128H234ZM239 129V128H238ZM261 129V128H260ZM97 130V129H96ZM95 130V131H96ZM100 130V129H99ZM147 130V131H148ZM186 130V129H185ZM196 130V128H195ZM202 130V128H201ZM210 130V131H212ZM217 130V129H216ZM224 130V129H223ZM222 130V133H223ZM227 130V128H226ZM225 130V131H226ZM264 130V129H263ZM13 131H15L14 129L11 128V125L4 123V124H0V146L6 147L9 151H16V149H14L9 141L8 138H6L7 134H10L11 132L13 133ZM106 131V130H105ZM109 131V130H108ZM171 131V130H170ZM197 131V130H196ZM205 130H203L204 132ZM209 131V130H207ZM230 131V130H229ZM228 131V132H229ZM241 131V130H240ZM4 132V133H3ZM6 132V133H5ZM99 132V131H98ZM113 132V131H112ZM152 132V131H150ZM189 132L187 134H189ZM199 132V131H198ZM202 132V131H201ZM213 132V131H212ZM219 132V131H218ZM232 132V130H231ZM264 132V131H263ZM262 132V133H263ZM108 133V132H107ZM146 133V132H145ZM156 133V132H155ZM156 133V134H157ZM180 133V132H179ZM216 134V132H213ZM211 133V134H213ZM225 133V132H224ZM249 134V132H247ZM247 133H245V135H248ZM111 134V132H110ZM115 134V133H114ZM168 134V133H166ZM197 134V132H196ZM202 134V133H201ZM200 134V135H201ZM206 134V133H205ZM210 134V133H209ZM219 134V133H218ZM227 133H225L226 135ZM233 134L231 137H229L230 135H226V138L224 137V139H222L221 142H223L222 144L227 148V150L222 154L221 152H218L220 154L216 155L215 158L211 157V154H209L211 151L209 150L211 149H215L212 148L215 141L212 142L210 140V144L208 142L209 145H207L208 150L206 149L205 151L199 148H196V146H192V150H193V155H195V157H198V161L196 162L198 164L199 162V168H203L204 170L197 173L196 175H193V173H190L191 175H193L192 177H188L189 181L188 184L185 188L186 194L190 195V198H194V200H203L207 199L209 201V197H213V195H215L214 193L219 192V190L222 187L228 186L227 188H231L230 190H232V188H241V190H243V187H241L242 185H239L240 182H242L243 180H247L250 179V181H254L253 183L257 182V184L259 186L264 185L262 182L264 180V176L262 170H257L254 169V167L252 166H245L243 164H239L238 162L235 163L233 158H235L236 156H233V154L235 155V153H240L243 150L246 149H250L252 148V146H255L257 144H252L251 141H249L248 139L244 138V134L242 132H233L231 133ZM264 134V133H263ZM109 135V133H108ZM117 135V134H116ZM151 135V134H150ZM154 135V134H153ZM199 135V136H200ZM208 135V134H207ZM223 135V134H222ZM219 135V136H222ZM254 135V134H253ZM261 135V134H260ZM109 136H113L112 134ZM193 137V135H191ZM205 136V135H204ZM203 136V137H204ZM213 136V135H212ZM216 136V135H215ZM224 136V135H223ZM222 136V138H223ZM228 136V138H227ZM256 136V135H255ZM258 136V134H257ZM115 137V136H114ZM153 137V136H152ZM157 137V138H158ZM189 137V136H188ZM196 137V135L194 136ZM246 137V136H245ZM156 138V137H155ZM175 138V137H174ZM186 138V137H185ZM209 138V135H208ZM221 138V137H220ZM219 138V139H220ZM247 138H250L249 135ZM255 138V137H254ZM262 138V137H261ZM109 139V138H108ZM113 139V138H111ZM115 139V138H114ZM113 139V141H114ZM190 139V138H189ZM192 139H196V138H192ZM213 139V138H212ZM256 139V138H255ZM254 139V140H255ZM157 140V139H155ZM179 140V139H178ZM209 140V139H208ZM215 140V139H214ZM258 140V138H257ZM102 141V140H101ZM111 141V140H110ZM112 141V142H113ZM159 141V140H158ZM162 141V140H161ZM192 141V140H191ZM199 141V139H198ZM203 141V138H202ZM201 141V142H202ZM217 141V140H216ZM220 140H218V144ZM99 142V141H98ZM157 142V141H156ZM186 142V141H185ZM196 143V140L194 141ZM200 142V141H199ZM200 142V143H201ZM207 142V141H206ZM152 143V142H151ZM188 143V142H187ZM191 143V142H190ZM193 143V142H192ZM198 143V142H197ZM199 143V144H200ZM12 144V143H11ZM98 144V143H97ZM185 144V143H184ZM199 144H195L198 145ZM205 144V143H204ZM203 144V146H204ZM207 144V143H206ZM71 145V144H70ZM102 145V144H101ZM166 145V144H165ZM190 145V144H189ZM193 145V144H192ZM202 146V144H200ZM263 145V144H262ZM191 146V145H190ZM200 146V147H201ZM206 146V145H205ZM217 146V145H216ZM214 146V147H216ZM221 146V145H218ZM260 146V145H259ZM257 147V146H255ZM2 148V147H1ZM117 148V147H116ZM185 148V147H184ZM186 148H188V145L186 146ZM206 148V147H205ZM225 148V149H226ZM264 148V147H263ZM100 149V148H99ZM155 149V148H154ZM204 149V148H203ZM224 149V148H223ZM257 149V148H255ZM73 150V149H72ZM97 150V149H96ZM95 150V151H96ZM182 150H184L183 148L181 149L180 152H182ZM189 150V149H188ZM191 150V149H190ZM189 150V151H190ZM222 151V149H218V151ZM261 150V149H260ZM187 151V149H186ZM185 151V152H186ZM224 151V150H223ZM249 151V150H248ZM259 151V150H258ZM29 152V151H28ZM76 152V151H75ZM101 152V151H100ZM100 152H98L100 154ZM160 152V151H159ZM178 152V151H177ZM176 152V154H177ZM179 152V153H180ZM188 152V151H187ZM192 152V151H190ZM213 152V151H212ZM214 152H217L214 150ZM213 152V153H214ZM244 152V151H243ZM247 152V151H246ZM245 152V153H246ZM74 153V152H73ZM95 153V152H94ZM96 153V154H98ZM183 153V152H182ZM248 153V152H247ZM250 153V152H249ZM257 153V151H256ZM93 154V153H92ZM190 154V153H188ZM261 155L262 161H264V150H261V152L259 153ZM13 156L10 157L11 160H8L9 162V168H3L6 169L4 170L5 173L3 175L0 174V242L8 239L7 242L9 244V249L7 250H2V248H0V264H62V262H64L65 260H70L72 258L77 259L80 263L82 264H138V262H140V260L136 263H134L133 261L135 260L136 254L139 252H135L136 250H133L135 248L130 247V244L133 242V240L130 242L129 240V249L122 247L121 249H118V251L115 254V249L114 251L111 250L110 247L115 246L112 245V242L114 241V235H116V233L114 235H112L111 233L109 234V236L107 235H102V238H99V234H97V238L94 240L92 239V241L89 243V241H87L89 243V246H87V248H84L82 246L81 240L79 238H81V236H83L82 232H84L82 230V232L80 231V229L74 231V234L71 238H69V236L64 232L66 231V229L64 230V227L59 226L61 224V222H59L58 226L55 227L54 231H50L53 229L49 230V225L52 224L51 221V217L50 215H48V213L50 214L53 207H51L50 205H45L44 204V192H42V185L41 182H38L37 180L40 177H44L45 175V168L43 167V163L41 162H34V160L31 161L30 164L25 163V161H23V158L21 156H18L17 154L15 155L14 153L12 154ZM72 155V154H71ZM81 155V154H80ZM86 155V154H85ZM102 154H100L101 156ZM162 155V154H161ZM179 154H177L176 156H178ZM186 155V153H185ZM241 155V153H240ZM29 156V155H27ZM79 156V155H78ZM91 156V155H90ZM94 155H92L93 157ZM190 157L192 160L193 157ZM239 156V155H238ZM237 156V157H238ZM76 157V156H74ZM96 157V156H95ZM179 157V156H178ZM181 157V156H180ZM183 157V156H182ZM194 157V158H195ZM81 158V157H80ZM94 158V157H93ZM102 158V157H101ZM115 158V157H114ZM118 158V157H117ZM116 158V159H117ZM188 158V157H187ZM211 158L213 160H211ZM239 158V157H238ZM237 158V159H238ZM241 158V157H240ZM239 158V159H240ZM91 159V158H90ZM98 159V157H97ZM104 159V157H103ZM210 159V160H209ZM236 159V160H237ZM238 159V160H239ZM75 160V159H74ZM92 160V159H91ZM166 160V159H165ZM250 160V159H249ZM253 160V159H251ZM85 161V159H84ZM115 161V160H114ZM124 161V160H123ZM178 161V160H176ZM181 161V160H180ZM186 161H189L188 159ZM195 161V160H194ZM194 161H191L194 163ZM244 161V160H243ZM260 161V160H259ZM258 161V162H259ZM81 162V161H80ZM94 163L96 161H94V159L91 161V163ZM98 162H102L98 161ZM113 162V161H112ZM242 162V161H241ZM250 162V161H249ZM107 163V162H106ZM115 163V162H114ZM120 163V162H119ZM123 163V162H122ZM177 163V162H176ZM246 163V162H245ZM251 163V162H250ZM82 164V163H81ZM90 164V163H89ZM96 164V163H95ZM99 164V163H98ZM97 164V165H98ZM112 164V163H111ZM192 164V163H191ZM196 164V165H197ZM253 164V163H252ZM257 164V163H256ZM256 164H253L254 166ZM262 164V163H261ZM56 165V164H55ZM65 165V164H64ZM72 165V164H71ZM76 165V164H75ZM84 165V164H82ZM81 165V166H82ZM94 165V164H92ZM103 165V164H102ZM101 165V166H102ZM183 165V164H182ZM189 165V164H188ZM263 165V164H262ZM261 165V166H262ZM100 166V165H99ZM100 166V167H101ZM264 166V165H263ZM54 166L52 165L51 168H53ZM56 167V166H55ZM64 167V166H63ZM79 167V166H78ZM87 166H85L86 168ZM89 167V166H88ZM96 167V166H93ZM102 167L105 168V166L103 165ZM127 167V166H126ZM185 167V166H184ZM183 167V169H184ZM190 167V166H189ZM65 168V167H64ZM63 168V169H64ZM83 168V167H82ZM84 168V170H85ZM112 168V167H111ZM121 169V167H119ZM123 168V167H122ZM179 168V167H178ZM181 168V167H180ZM259 168V167H258ZM54 169V168H53ZM59 169V168H58ZM70 169V168H69ZM73 169V168H72ZM79 169V168H78ZM75 169V170H78ZM88 169V168H87ZM93 169V168H92ZM99 168L97 167V170ZM103 169V168H102ZM260 169V168H259ZM56 170V169H55ZM71 170V169H70ZM81 170V168H80ZM89 170V169H88ZM86 170V171H88ZM119 170V169H118ZM186 170V169H185ZM50 171V170H49ZM57 171V170H56ZM60 171V170H59ZM68 171V170H67ZM95 171V169L93 170ZM105 171V170H104ZM122 171V170H121ZM183 171V170H182ZM48 172V171H47ZM46 172V173H47ZM61 172V171H60ZM59 172V173H60ZM82 172V171H80ZM89 172V171H88ZM101 172V171H100ZM113 172V171H112ZM111 172V173H112ZM119 176H120V171H118ZM177 172V171H176ZM184 172V171H183ZM189 172V171H188ZM196 172V171H194ZM74 173V172H73ZM72 173V174H73ZM91 173V172H90ZM94 173V172H93ZM110 173V172H109ZM125 173V172H124ZM182 173V172H181ZM48 174V173H47ZM52 174V173H50ZM69 174V173H68ZM82 174V173H81ZM92 174V173H91ZM97 174V173H96ZM100 174V173H99ZM98 174V175H99ZM103 174V173H102ZM105 175L107 173H104ZM103 174V175H104ZM113 174V173H112ZM111 174V175H112ZM115 174V173H114ZM77 175V174H76ZM88 176V174H85ZM90 175V174H89ZM102 175V176H103ZM109 175V174H108ZM186 175V174H184ZM184 175H180V176H184ZM190 175V176H191ZM118 176V175H117ZM155 176V175H154ZM159 176V175H158ZM176 176V175H175ZM71 177V176H70ZM77 177V176H76ZM80 177V176H79ZM83 176H81L82 178ZM112 177V176H110ZM115 177V176H114ZM164 177V176H163ZM169 177V176H168ZM179 177V176H178ZM187 177V176H186ZM214 177H218L216 182H212ZM47 178V177H46ZM57 178V177H56ZM59 179H61V176L58 177ZM64 178V177H63ZM88 178V177H87ZM96 178V177H95ZM106 178V177H105ZM121 178V177H120ZM160 177H158L159 179ZM181 178V177H180ZM45 179V178H44ZM50 179V178H49ZM55 179V177H54ZM53 179V180H54ZM59 179H56L53 183V186H55L56 188L58 187L59 190L62 192L61 196H65L66 197H72L75 201V199H77L79 202L84 204V210L82 211L83 215H90L92 213V208L98 206L99 209H103V210H98V211H103V213H109V211L114 212V214H120L123 215L125 214L126 216H128L127 218H133V217H138V211L137 208L139 209V203H137L138 200H140V196L142 195V188L140 189L138 186H136L135 190L133 193H127L125 190L122 183H116L118 184V186H115V183L112 181V179H110V181L113 182V187L111 188L113 191L109 192V188H105V184L103 183V181L99 179V181L97 182V189L95 190V192H91V194H86L83 193L82 190L80 192V190L78 191L77 189L71 188V186L69 187L68 185H65L64 183H67L64 181V183H61L62 181H60ZM72 179H74L72 177ZM71 179V180H72ZM79 179V178H77ZM86 179V178H85ZM94 179V178H93ZM107 179V178H106ZM119 179V178H117ZM123 179V178H122ZM125 179V178H124ZM127 179V178H126ZM168 179V178H167ZM172 179V178H171ZM179 179V178H178ZM186 179V178H185ZM215 179V178H214ZM230 179V180H229ZM48 180V179H47ZM52 180V181H53ZM62 180V179H61ZM131 180V179H130ZM164 180V179H163ZM170 180V179H169ZM167 180V181H169ZM182 180V182L184 183V178L180 179ZM41 181V179H40ZM51 181V180H50ZM49 181V182H50ZM70 181V180H69ZM77 181V180H74ZM81 180H79L80 183ZM82 181H85L84 179ZM159 181V180H158ZM249 181V180H248ZM45 182V181H44ZM43 182V183H44ZM78 182V181H77ZM106 182V181H105ZM122 182V180H121ZM172 182V180H171ZM179 182V180H178ZM177 182V183H178ZM246 183V181H244ZM51 183V182H50ZM84 183V182H83ZM93 183V181H92ZM96 183V182H95ZM125 183V181H124ZM137 183V182H136ZM139 183V182H138ZM174 183V182H173ZM251 183V182H250ZM249 183V184H250ZM262 183V184H261ZM45 184V183H44ZM68 184V183H67ZM72 185V183H70ZM77 184V183H76ZM107 184V183H106ZM142 184V183H141ZM181 184V183H180ZM252 184V183H251ZM256 184V183H255ZM48 185V184H47ZM81 185V184H80ZM84 185V184H82ZM96 185V184H95ZM94 185V188H96V186ZM136 185V184H135ZM176 185V184H175ZM246 185V184H245ZM254 185V184H253ZM252 185V186H253ZM257 185V186H258ZM52 186V185H49ZM69 187V190L66 192L64 190H67L66 187ZM74 186V185H73ZM109 186V185H108ZM107 186V187H108ZM147 186V185H146ZM163 186V185H162ZM182 186V185H181ZM248 186V185H247ZM251 186V187H252ZM67 187V188H68ZM175 187V186H174ZM174 187L172 188L174 190ZM250 187V188H251ZM263 187V186H262ZM49 188V187H48ZM53 188V187H51ZM84 188V187H83ZM122 188H124L125 190H123ZM179 188V187H178ZM177 188V189H178ZM181 188V187H180ZM226 188V187H225ZM243 188V189H242ZM247 188V187H246ZM80 189V188H79ZM110 189V191H111ZM158 189V188H157ZM183 189V188H181ZM252 189V188H251ZM254 189V188H253ZM51 190V189H50ZM55 191V189H53ZM87 190V189H86ZM168 189L164 190V194H166L165 192ZM171 190V189H169ZM179 190V189H178ZM224 190V189H223ZM228 190V189H227ZM258 190V189H257ZM46 191V190H45ZM155 191V190H154ZM177 191V190H176ZM176 191H174V193H177ZM181 191V190H180ZM184 191V190H183ZM233 191V190H232ZM236 191V190H235ZM233 191V192H235ZM48 192V190H47ZM57 192V191H56ZM66 192V194H65ZM121 195L120 198H118V196L116 197V194L119 193ZM145 192V191H144ZM157 192V190H156ZM173 194V191H170ZM168 192V193H170ZM230 192V191H229ZM241 192V191H239ZM250 192V191H249ZM51 193V191H50ZM49 193V194H50ZM81 193V194H80ZM147 194V192H145ZM154 193V192H153ZM161 193V192H160ZM170 193V194H171ZM223 193V192H222ZM221 193V196H222ZM226 194V192H224ZM223 193V194H224ZM232 193V192H231ZM237 193V192H236ZM257 193V192H256ZM58 194L59 193L58 191ZM83 194H85V196H83ZM104 194V196L102 195ZM145 194V195H146ZM163 194V193H162ZM171 194V195H172ZM178 194H180L178 192ZM218 194V193H217ZM51 195V194H50ZM49 195V196H50ZM55 195V193H54ZM118 195V194H117ZM148 195V194H147ZM151 195V193L149 194ZM155 195V194H154ZM157 195V193H156ZM167 195H164L162 198H167ZM181 195V194H180ZM179 195V196H180ZM229 195V194H228ZM233 195V194H232ZM58 196V195H55ZM160 196H162L160 194ZM157 197V199L155 197H145V196H141L144 200V204L145 205H151L155 204L159 207V205L161 204L160 201ZM170 195H168L169 197ZM175 196V195H174ZM219 196V195H218ZM226 196V195H225ZM224 196V197H225ZM230 196V195H229ZM47 197V196H46ZM85 197V198H84ZM103 197V198H102ZM139 197V198H138ZM145 197V198H144ZM176 197V196H175ZM182 198V196H180ZM187 197V196H186ZM223 197V198H224ZM48 198V197H47ZM54 198V197H53ZM61 198V197H60ZM178 198V197H177ZM188 198V197H187ZM216 197H214L215 199ZM222 198V197H221ZM51 199V198H49ZM56 199V198H55ZM70 199V198H69ZM175 199V198H174ZM230 199V198H227ZM225 199V200H227ZM41 202H39V201ZM59 200V199H58ZM64 200V199H62ZM71 200V199H70ZM76 200V202H77ZM166 200V199H165ZM194 200H192L194 202ZM224 200V201H225ZM231 200V199H230ZM39 202V204L36 203ZM49 201V200H46ZM61 201V200H60ZM59 201V203H60ZM68 201V200H67ZM167 201V200H166ZM169 201V199H168ZM228 201V200H227ZM52 202V201H51ZM55 202V201H53ZM75 202V203H76ZM119 203L118 205L115 203ZM140 202V201H139ZM186 202V201H185ZM199 202V201H198ZM202 202V201H201ZM211 202V201H209ZM214 202V201H213ZM212 202V204H213ZM221 202V201H220ZM257 202V201H256ZM261 202V201H260ZM35 203L38 205H35ZM50 203V202H49ZM58 203V201H57ZM58 203V205H59ZM63 203H66V201H62V206ZM73 203V201H72ZM74 203V204H75ZM80 203V204H81ZM143 203V202H142ZM188 203V202H186ZM189 203H192L191 200ZM217 203V201L215 202ZM52 204V203H51ZM82 204V206H83ZM196 204V203H195ZM36 206L38 207L37 211H35L34 213H32L31 209H33L32 206ZM53 205V204H52ZM55 205V204H54ZM70 205V204H69ZM76 205V204H75ZM79 205V204H78ZM77 205V206H78ZM139 207H138V206ZM162 205V204H161ZM190 205V204H189ZM193 205V204H192ZM214 205V204H213ZM217 205V204H216ZM220 205V204H218ZM264 205V204H263ZM61 206V209H63V207ZM137 206V207H136ZM207 205H205L204 207H206ZM212 206V205H211ZM226 206V205H225ZM257 206V205H256ZM55 207H57V205H55ZM54 207V209H55ZM60 207V206H59ZM67 207V206H66ZM69 207V206H68ZM79 208L81 207L80 205L78 206ZM142 207V206H141ZM140 207V209H141ZM146 206H144L145 208ZM153 207V206H152ZM195 207V206H194ZM203 207V206H202ZM208 207V206H207ZM65 208V207H64ZM73 208V207H72ZM78 208V209H79ZM97 208V207H96ZM94 208V209H96ZM157 208V209H158ZM212 208V207H211ZM210 208V209H211ZM254 208V207H253ZM41 209V210H40ZM59 209V208H58ZM59 209V210H61ZM76 209V208H75ZM74 210L73 213H74ZM81 209V208H80ZM79 209V210H80ZM139 209V210H140ZM148 206H147V210H148ZM151 209V208H150ZM163 209V208H162ZM191 209V208H190ZM219 209V207H218ZM227 209V208H226ZM64 210V209H63ZM62 210V211H63ZM155 210V208L153 209ZM166 210V209H165ZM184 210V209H183ZM186 210V207H185ZM195 210V209H194ZM199 210V208H198ZM201 210V208H200ZM214 210V209H213ZM257 210V209H256ZM66 211V209L64 210ZM63 211V212H64ZM68 211V209H67ZM78 211V210H76ZM81 211V210H80ZM80 211L77 212L80 214ZM96 211V210H95ZM94 211V212H95ZM98 211L95 212L98 213ZM215 211V210H214ZM219 211V210H218ZM54 212V210H53ZM71 212V209L69 211V213ZM141 212V210L139 211V213ZM144 212V211H142ZM141 212V213H142ZM147 212V211H146ZM160 212V211H159ZM184 212V211H182ZM207 212V211H206ZM217 212V211H216ZM32 213V214H30ZM62 213V212H61ZM66 213V212H65ZM103 213H98L99 216ZM145 213V212H144ZM154 213V212H153ZM164 213V212H163ZM179 213V212H178ZM191 213V212H190ZM194 213V212H193ZM53 214H57V213H53ZM94 214V215H95ZM111 214V213H110ZM113 214V215H114ZM143 214V213H142ZM161 214V213H160ZM167 214V213H166ZM169 214V213H168ZM167 214V215H168ZM180 214V213H179ZM183 214V213H182ZM189 214V211H186V214L184 213L182 215L183 219H185L186 217H188L187 215ZM215 214V213H214ZM60 215V213H59ZM68 215V214H67ZM72 215V214H71ZM105 216H107L106 214H104ZM117 215V217H118ZM124 215V217H125ZM145 215V214H144ZM147 215V214H146ZM148 215H150V212L148 210ZM147 215V216H148ZM231 215V214H230ZM53 216V215H52ZM63 216V215H62ZM65 216V215H64ZM92 216V215H91ZM99 216L97 218H99ZM116 216V215H115ZM154 216V215H153ZM162 216V215H161ZM171 216V215H170ZM180 216V215H179ZM194 216V214H193ZM54 217V216H53ZM59 217V216H58ZM72 217V216H71ZM70 217V218H71ZM73 217H79L77 215H74ZM102 217V215H101ZM110 217V215H109ZM139 217H141L139 215ZM144 217V216H143ZM149 217V216H148ZM157 217V215H156ZM160 217V215H159ZM166 217V216H165ZM192 217V216H190ZM57 218V217H56ZM61 218V215L60 217ZM69 218V217H68ZM67 218V219H68ZM81 218V217H80ZM90 218V217H89ZM107 218V217H105ZM113 218V217H112ZM119 218H123V216L119 217ZM167 218V217H166ZM170 218V217H169ZM180 218V217H179ZM189 218V217H188ZM187 218V220H188ZM195 218V217H194ZM210 218V217H209ZM58 219V218H57ZM62 219V218H61ZM74 219V218H73ZM71 218V221L73 220ZM94 219V218H93ZM92 219V220H93ZM104 219V218H102ZM111 219V218H110ZM114 219V218H113ZM135 219V218H134ZM141 219L143 220V218L141 217ZM139 219V220H141ZM152 219V218H151ZM154 219V218H153ZM164 217H161V220L156 223H158V225L156 224L157 228L159 227L160 231L162 230L161 228L165 229L167 228V224L170 223V221H172L171 219H165L163 221ZM192 219V218H191ZM208 219V218H207ZM56 220V219H55ZM76 220V219H75ZM83 220V219H82ZM85 220V219H84ZM133 220V219H132ZM137 220V219H136ZM149 220V219H148ZM147 220V222H148ZM170 220V221H167ZM182 220V219H181ZM190 220V219H189ZM54 221V220H53ZM63 221H66L65 219ZM68 221V220H67ZM98 221V219H97ZM101 221V220H100ZM126 221V219H125ZM128 221V220H127ZM146 221V220H145ZM152 221V220H151ZM225 221H227V224L230 223L229 218L225 219ZM263 221V220H262ZM78 222V221H77ZM76 222V223H77ZM129 222V221H128ZM131 223H135V221H130ZM139 222V221H138ZM155 222V221H153ZM169 222V223H168ZM181 222V221H180ZM182 222H184L182 220ZM196 222V221H195ZM56 223V222H54ZM65 223V222H64ZM69 223H71L69 221ZM68 223V224H69ZM74 223V222H72ZM84 223V222H83ZM82 223V224H83ZM109 223V222H108ZM111 223V222H110ZM133 223V224H134ZM145 223V222H144ZM199 223V222H198ZM203 223V222H202ZM206 223V222H205ZM79 224V222H78ZM94 224H95V219H94ZM132 224V225H133ZM142 224V223H141ZM151 224V223H150ZM155 224V223H154ZM153 224V225H154ZM172 224V222H171ZM201 224V223H200ZM200 224H197L200 225ZM226 224V223H225ZM226 224V225H227ZM53 225V224H52ZM73 225V224H71ZM76 225V224H75ZM81 225V224H79ZM103 225H105L103 223ZM111 225V224H110ZM130 225V224H129ZM152 225V224H151ZM150 225V226H151ZM170 225V224H169ZM196 225V224H195ZM56 226V225H55ZM99 226V225H98ZM175 226V225H174ZM54 227V225H53ZM67 227V226H66ZM74 227V226H73ZM76 227V226H75ZM79 227V226H78ZM97 227V226H96ZM112 227V226H111ZM134 227V225H133ZM152 227V226H151ZM170 227V226H169ZM192 227V226H191ZM196 227V226H195ZM24 228V230H23ZM68 228V227H67ZM84 228V227H83ZM101 228V227H100ZM131 228V227H129ZM135 228V227H134ZM156 228V227H155ZM71 229V228H70ZM94 230V235L95 233V227L93 228ZM177 229V228H176ZM196 229V228H195ZM220 231L218 232V239L223 240V242L229 245V248H231L232 250H234L235 252V257L238 258V261L232 260V258H225V257H220L218 259V261L214 264H250V263H257V262H262L261 264L264 263V259L262 258V255L264 253H260L261 249L259 248L261 245V241L262 243L264 242V235L263 237L261 236V238L257 235V234H251L250 237H248V240L243 241L242 242H238L237 240L236 242L234 241L236 236V231H232L229 228H219ZM218 229V230H219ZM85 230V229H84ZM97 230V229H96ZM100 229H98L97 231H99ZM126 230V228H125ZM128 230V229H127ZM132 230H134L132 228ZM154 230L153 232L157 231L154 228L151 229ZM238 230V229H237ZM105 231V230H104ZM108 231V230H107ZM159 231V232H160ZM165 230H162L161 232H163ZM167 231V230H166ZM173 231V230H171ZM184 231V230H183ZM189 231V230H187ZM258 231V230H257ZM58 232V234L63 235L60 237L63 238H56V233ZM69 232V231H68ZM113 232H115L113 230ZM119 232V230L117 231ZM125 232V231H123ZM137 232V230L135 231V233ZM152 232V231H150ZM158 232V233H159ZM177 232V231H176ZM175 232V236L177 233L180 232ZM253 232V231H252ZM73 233V232H70ZM87 233V232H86ZM93 233V232H92ZM91 233V234H92ZM107 233V232H106ZM131 233V232H130ZM134 233V231H133ZM134 233V235H135ZM156 233V232H155ZM154 233V234H155ZM157 233V234H158ZM168 233H170L168 231ZM173 235V232H171ZM196 233V232H195ZM238 233V232H237ZM256 233V232H253ZM121 234V233H120ZM123 234V233H122ZM156 234V235H157ZM183 233L179 234L182 235ZM189 234V232H188ZM198 234V232H197ZM259 234V231H258ZM132 235V236H134ZM151 235H153L151 233ZM161 235V234H158ZM157 235V236H158ZM170 235V234H169ZM192 235V233H191ZM89 236V235H88ZM104 236V237H103ZM118 236V235H117ZM163 236V235H162ZM166 236V234H165ZM56 238L57 241H52L53 238ZM94 237V236H93ZM128 237V236H127ZM153 237V236H152ZM167 237V236H166ZM197 236H193V237H188L187 235H183L181 238L182 240L179 238V242L181 240V249L182 248H187L188 246H190V248L186 249V251H190L191 249H194L195 247H191L193 246V244L191 245L190 243H193L191 241L195 240ZM91 238V237H90ZM117 238V237H116ZM133 237H131L132 239ZM176 238V237H175ZM199 238V237H198ZM55 239V240H56ZM170 239V238H169ZM173 239V238H172ZM177 239V238H176ZM88 240V239H87ZM52 241V242H51ZM209 241V240H208ZM128 242V241H127ZM146 242V241H145ZM178 242V240H177ZM2 243V242H1ZM213 243V242H212ZM211 243V241H209V243H207L205 248H200L198 249L199 253H197V257H202V259H206L207 254H209L208 251H211L210 249H213L214 246ZM222 243V242H221ZM260 243V244H259ZM4 244V243H3ZM7 244V245H8ZM143 244V243H142ZM145 244V243H144ZM199 244V243H197ZM209 244V245H208ZM224 244V245H225ZM85 245V244H84ZM117 245V244H116ZM175 245V244H174ZM200 245V244H199ZM198 245V246H199ZM227 245V246H228ZM123 246V245H122ZM126 246V245H125ZM140 246V245H139ZM144 246V245H143ZM163 246V245H162ZM195 246V245H194ZM86 247V246H85ZM121 247V246H120ZM138 247V246H137ZM146 247V246H145ZM149 247V246H148ZM152 247V246H151ZM172 247V248H171ZM170 248H159V252H158V256L163 257V260H166V264H186V262H182L181 260L178 261V258H175V255L173 254L175 247H179V246H171ZM264 247V246H263ZM7 248V247H6ZM119 248V247H118ZM113 249V247H112ZM117 249V248H116ZM143 249V248H142ZM145 249V248H144ZM147 249V248H146ZM158 249V248H157ZM179 249V248H178ZM225 249V248H224ZM151 250V249H150ZM264 250V249H263ZM149 251V250H148ZM143 252V251H142ZM145 252V251H144ZM147 252V250H146ZM153 252V250L151 251ZM157 251L153 252L154 254ZM264 252V251H263ZM212 253V252H211ZM142 254V253H140ZM148 255V254H147ZM141 256V255H140ZM144 256V255H143ZM155 256V255H153ZM142 257V256H141ZM150 257V255H149ZM137 258H139L137 256ZM148 258V257H147ZM155 258V257H154ZM30 259V261H29ZM153 259V258H152ZM73 260V261H74ZM207 261V260H206ZM31 262V263H30ZM69 262H72V260H70ZM142 262V261H141ZM150 262V261H149ZM164 262V261H163ZM73 263V262H72ZM71 263V264H72ZM79 263V264H80ZM188 263V262H187ZM205 263V262H204ZM203 263V264H204ZM211 263V262H210ZM210 263H205V264H210ZM70 264V263H69ZM140 264V263H139ZM141 264H144L143 262ZM190 264V263H188Z\"/></svg>",
	"mask_w": 264,
	"mask_h": 264
}]
</instances>
